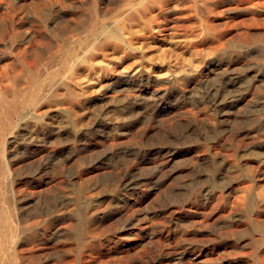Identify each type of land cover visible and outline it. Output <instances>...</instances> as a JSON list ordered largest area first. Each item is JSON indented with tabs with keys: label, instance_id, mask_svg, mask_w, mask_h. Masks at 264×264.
<instances>
[{
	"label": "rangeland",
	"instance_id": "1",
	"mask_svg": "<svg viewBox=\"0 0 264 264\" xmlns=\"http://www.w3.org/2000/svg\"><path fill=\"white\" fill-rule=\"evenodd\" d=\"M139 3L0 0V264H264V0Z\"/></svg>",
	"mask_w": 264,
	"mask_h": 264
},
{
	"label": "bare ground",
	"instance_id": "2",
	"mask_svg": "<svg viewBox=\"0 0 264 264\" xmlns=\"http://www.w3.org/2000/svg\"><path fill=\"white\" fill-rule=\"evenodd\" d=\"M136 1V0H135ZM153 1H155V0H140V3L138 4V5H142L143 7H142V12H146L147 10H149V8H151V6H150V4L153 2ZM131 2V4H135L134 2H132V1H130ZM141 2H142V4H141ZM157 2V1H156ZM159 3V2H158ZM105 4V3H104ZM115 4V3H114ZM113 4V5H114ZM130 4V3H129ZM129 4H127V5H129ZM73 5V4H72ZM75 5V4H74ZM120 5V4H119ZM125 5V4H124ZM137 5V4H136ZM99 6V5H98ZM114 6H116V4L114 5ZM101 7H103V6H101ZM137 7V6H136ZM152 7H154V6H152ZM6 8V7H5ZM98 8V7H97ZM106 8V7H105ZM125 8V7H124ZM7 9V8H6ZM5 9V10H6ZM103 9V8H102ZM107 9V8H106ZM115 9V8H114ZM118 9V8H117ZM116 9V10H117ZM99 10V9H98ZM101 10V9H100ZM104 10V9H103ZM120 10V9H119ZM127 10H129V9H127ZM132 10V9H131ZM134 10V9H133ZM42 11H43V9H42ZM65 11V10H64ZM68 11V10H67ZM109 11V10H108ZM107 11V12H108ZM112 11V10H111ZM130 11V10H129ZM76 12V11H75ZM110 12V11H109ZM127 12V11H126ZM141 12V11H140ZM148 12V11H147ZM99 13V12H98ZM125 13V12H124ZM133 13V12H132ZM60 14V13H59ZM123 14V12L121 13V15ZM148 14V13H147ZM155 14V13H154ZM154 14H153V16H154ZM50 15H53V14H50ZM104 15V14H103ZM135 15V14H134ZM39 16V15H38ZM40 16H42L41 14H40ZM128 16H130V15H128ZM148 16V15H147ZM74 17V16H73ZM75 17H77L76 15H75ZM121 17V16H120ZM38 18V17H37ZM47 18H48V16H47ZM55 18H57V17H55ZM94 18V17H93ZM102 18H103V16H102ZM130 18H131V16H130ZM137 18V17H136ZM135 18V19H136ZM154 18V17H153ZM46 19V18H45ZM72 19V18H71ZM74 19V18H73ZM116 19V18H115ZM132 19H134V18H132ZM52 20H54V19H52ZM122 20V19H121ZM126 20V19H125ZM131 20V19H130ZM73 21V20H72ZM71 21V22H72ZM79 21H81V20H79ZM127 21H129V20H127ZM93 22V21H92ZM115 22V21H114ZM114 22H111V23H114ZM68 23H69V21H68ZM98 23V22H97ZM104 23V22H103ZM109 23V22H108ZM48 24V23H47ZM69 24H71V23H69ZM74 24V23H73ZM117 24V23H116ZM113 25V24H112ZM66 26V25H65ZM110 26V25H109ZM120 26L121 25H119L118 26V28L117 29H120ZM72 27H74V26H72ZM89 27V26H88ZM111 27V26H110ZM63 28V27H62ZM65 28V27H64ZM40 29V28H39ZM38 29V30H39ZM73 29V28H72ZM89 29V28H88ZM110 29V28H109ZM108 29V27L107 26H105V25H97V27H95L92 31H91V33L94 35V34H98V33H101V35L103 34H106L108 37H113L114 36V31H110ZM14 31H15V29H13ZM64 30V29H63ZM76 30L77 29H75L74 31L72 30V32H76ZM86 30V29H85ZM18 32V31H17ZM86 32V31H85ZM121 32H123V31H121ZM26 34V33H25ZM24 34V35H25ZM33 34V33H32ZM44 34V33H43ZM76 34H77V32H76ZM34 36H35V34H33ZM32 35V36H33ZM60 35V34H59ZM72 35V34H71ZM84 36L86 35V34H83ZM126 35V34H125ZM31 36V37H32ZM45 37V36H44ZM43 37V38H44ZM47 38V37H46ZM31 39V38H30ZM29 39V40H30ZM33 39V38H32ZM5 40H6V38H5ZM41 40H45V38L44 39H41ZM7 41V40H6ZM47 40H45L44 42H46ZM68 41V40H67ZM72 41V40H71ZM103 41V40H102ZM101 41V42H102ZM106 41V40H105ZM104 41V42H105ZM34 42V45L36 44L35 43V41H33ZM58 42V41H57ZM57 42H56V44H57ZM103 42V43H104ZM40 43V42H39ZM96 43H97V41H96ZM30 44V43H29ZM55 44V45H56ZM58 44H59V42H58ZM94 44H95V42H94ZM102 44V43H101ZM54 45V44H53ZM69 45V44H68ZM90 45V44H89ZM25 46V45H24ZM41 46L42 45H40L39 47L41 48ZM46 46V45H45ZM50 46V45H49ZM18 47V46H17ZM32 48H34L33 46H32ZM91 48V47H90ZM106 48V47H105ZM23 49V48H22ZM35 49V48H34ZM11 50V49H10ZM47 50V49H46ZM89 50V49H88ZM32 51H34V50H32ZM84 51V50H83ZM97 51V50H96ZM37 52V51H36ZM47 53V52H46ZM58 55L59 54H57V57H58ZM85 55V51H84V54H83V56ZM1 56V55H0ZM60 56V55H59ZM77 56V54H76V51H74V52H72V51H68L67 52V54L64 56V58H61L62 60H61V67L65 70V71H69L70 69H71V67H72V64H73V61L75 60V57ZM56 57V58H57ZM59 59V58H58ZM4 60V59H3ZM11 60H12V58H11ZM27 61V60H26ZM48 61V60H47ZM79 61V60H78ZM88 61H89V59H88ZM28 62V61H27ZM51 62V61H50ZM49 62V63H50ZM30 63V62H29ZM76 63V62H75ZM42 64V63H41ZM46 64V63H45ZM56 64V63H55ZM18 65V64H17ZM39 65V64H38ZM49 65V64H48ZM47 65V67L49 68L50 66H48ZM50 65H51V63H50ZM74 65H76V64H74ZM42 66V65H41ZM45 66V65H44ZM52 66H53V62H52ZM51 66V67H52ZM51 67L49 68L50 70H52L51 69ZM54 67V66H53ZM7 68V67H6ZM5 68V69H6ZM38 68H39V66H38ZM83 68V67H82ZM22 69V68H21ZM29 70H34L35 69V66H34V68H32V66L30 67V68H28ZM40 69V68H39ZM38 69V70H39ZM46 69V68H45ZM54 69H56V68H54ZM53 69V70H54ZM42 70V69H41ZM72 70V69H71ZM19 71V70H18ZM21 71V70H20ZM44 71V70H43ZM16 72V71H15ZM23 72V71H22ZM32 72V71H31ZM46 72H48V69H47V71H45L44 73H46ZM3 72H1V74H2ZM33 73V76H34V78H33V83L36 85V86H34V88H33V90H31L29 93V95H28V98H27V104H26V106H25V108H31V107H35V106H39V104L37 103V101H38V98H39V96H40V93L42 92H45V91H49L52 87H53V85L54 84H49L47 87L46 86H43V87H38V81L36 80L37 78H39V76L36 78L35 76H36V71H34V72H32ZM49 73V72H48ZM69 73V72H68ZM4 74V73H3ZM39 74H40V76L42 77L43 75H42V72L40 73L39 72ZM77 74H78V72H77ZM10 75H12V74H10ZM76 75V74H75ZM20 76H22V75H20ZM31 76V75H30ZM22 78V77H21ZM64 78V77H63ZM67 79V78H66ZM25 80V79H24ZM23 80V81H24ZM45 80V79H44ZM13 81V80H12ZM27 81V80H26ZM2 83H4V82H2ZM60 83V82H59ZM1 84V83H0ZM65 85V84H64ZM2 86V85H1ZM14 86H15V84H14ZM18 86V85H17ZM20 86V85H19ZM22 86V85H21ZM46 87V88H45ZM55 87V86H54ZM71 87H73L72 85H71ZM15 88V87H14ZM19 88V87H18ZM21 88V87H20ZM56 89H57V87H56ZM12 90V89H11ZM10 90V93L12 92ZM15 90H16V88H15ZM54 90V89H53ZM52 90V91H53ZM61 90V89H60ZM78 90V89H77ZM4 90H1V92H3ZM21 91V90H20ZM62 91V90H61ZM79 92V91H78ZM6 93V92H5ZM5 93H4V96H5ZM8 93V92H7ZM22 93V92H21ZM48 93V92H47ZM46 93V94H47ZM7 95V94H6ZM15 95V94H14ZM18 95V94H17ZM49 95V94H48ZM18 96H20V94L18 95ZM65 97V96H64ZM8 98V97H7ZM7 98H6V96L5 97H3V96H0V108H6L7 107V113H10V111H12V110H14V108L16 107H14V106H11V105H9L8 104V101H7ZM42 99H46V101L48 100L47 99V97L45 96V98L43 97ZM40 103V102H39ZM7 105V106H6ZM15 105V104H14ZM82 105V104H81ZM81 105H78V106H81ZM19 106V105H18ZM20 108H18L17 110H19ZM40 109V108H39ZM34 110V109H33ZM34 114V113H33ZM42 114V113H41ZM30 116H31V113L28 111L27 112V114H26V117L27 118H30ZM3 117H4V115H3ZM25 117V118H26ZM13 121V120H12ZM11 121V122H12ZM0 123H2V122H0ZM29 124V123H28ZM2 126V125H1ZM18 126V125H17ZM16 126V127H17ZM22 126V125H21ZM35 126V125H34ZM37 126V125H36ZM26 127H28V126H26ZM30 128V127H29ZM28 128V129H29ZM5 129V128H4ZM14 129V128H13ZM16 129V128H15ZM25 129V128H24ZM22 130V129H21ZM30 130V129H29ZM33 130V129H32ZM6 131V130H5ZM25 131V130H24ZM27 131V130H26ZM5 133V132H4ZM11 133V132H10ZM9 133V134H10ZM15 133V132H14ZM22 133V132H21ZM28 134V133H27ZM32 134V133H31ZM22 136V135H21ZM30 137H31V135H30ZM8 141V140H7ZM17 142V141H16ZM8 144V143H7ZM14 144V143H13ZM5 145V144H4ZM2 149H4V148H2ZM2 152H3V150H2ZM2 152H1V154H2ZM0 154V155H1ZM3 159V158H2ZM6 162V161H5ZM3 167H5V166H3ZM2 168V167H1ZM7 169V168H6ZM2 172V171H1ZM7 173H8V171H7ZM10 174V173H9ZM8 174V175H9ZM11 176V175H10ZM9 177V176H8ZM7 180V179H6ZM11 187V186H10ZM12 191V190H11ZM4 204V203H3ZM252 211V210H251ZM12 213V212H11ZM1 215H2V213H1ZM1 226V225H0ZM9 226V225H8ZM6 236V235H5ZM10 238V237H9ZM1 255V254H0Z\"/></svg>",
	"mask_w": 264,
	"mask_h": 264
}]
</instances>
